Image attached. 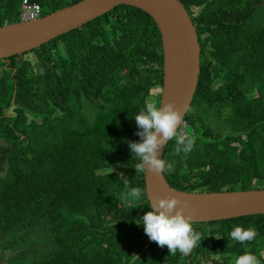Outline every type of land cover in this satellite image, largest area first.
<instances>
[{"label":"trees","instance_id":"trees-1","mask_svg":"<svg viewBox=\"0 0 264 264\" xmlns=\"http://www.w3.org/2000/svg\"><path fill=\"white\" fill-rule=\"evenodd\" d=\"M23 1L0 0V26L21 21ZM29 1L48 14L80 0ZM180 1L201 11V72L186 116L195 143L188 153H177L175 140L166 145L174 171L164 175L187 192L257 190L264 26L253 21L264 19V0ZM162 43L150 14L120 5L31 51L35 67L22 59L31 52L0 59V264H206L207 255L234 264L246 251L264 264V215L193 225L202 240L187 255L144 232L139 218L151 204L128 142L141 141L134 116L163 84ZM125 180L143 190L138 201L122 199ZM237 225L257 237L229 240Z\"/></svg>","mask_w":264,"mask_h":264},{"label":"water","instance_id":"water-1","mask_svg":"<svg viewBox=\"0 0 264 264\" xmlns=\"http://www.w3.org/2000/svg\"><path fill=\"white\" fill-rule=\"evenodd\" d=\"M120 5L146 11L157 23L163 41L165 75L161 103H175L182 114L181 126L198 86L201 47L189 11L179 0H82L46 17L6 24L0 27V59L10 62L12 56L37 50L53 38L82 27ZM164 153L162 146L158 158L164 159ZM144 176L151 206L158 199L170 196L187 201L184 214L193 218L192 223L264 214V191L186 192L173 187L164 173L145 172Z\"/></svg>","mask_w":264,"mask_h":264},{"label":"clouds","instance_id":"clouds-1","mask_svg":"<svg viewBox=\"0 0 264 264\" xmlns=\"http://www.w3.org/2000/svg\"><path fill=\"white\" fill-rule=\"evenodd\" d=\"M195 10L196 9L193 10L194 15L196 17L200 16L201 11L200 13L198 11V14L195 12ZM189 14L191 19H193L190 11ZM22 21L24 22L30 20ZM193 23L197 30L198 40L200 43L202 41H200L199 38L197 25L194 21ZM163 78L164 80L162 86L159 85L158 93H155L159 102H146L139 114L134 116L136 125L139 129H141V131L136 133L141 138V141H129L128 147L132 155L135 154V156L140 160V162L135 166L137 175L140 173L145 174V172H151L157 175L162 174L165 171L169 173L173 172L174 165L172 163L167 162L165 158H158L161 147L165 146L166 148V145H168L171 140H175L177 145L175 149L176 152L188 153L192 150L195 143L192 136L187 133V115L185 116V122L182 124L184 125V132L186 135H181V128L178 129L182 122V114L180 110L175 107V103L172 101L163 105L161 103L163 99L165 75H163ZM159 87L162 88V92L159 90ZM142 191L143 190L139 187H129V181L125 180V191L122 195V199L128 200L130 198L134 201H138L141 197ZM250 191H264V186H261L257 190ZM225 192H227V190ZM187 207V201H181L176 197L170 196L160 198L152 204L150 211L145 213L143 217L139 218L142 221L144 232L149 237V239L156 242L160 247L167 246L171 255H175L177 252L187 255L193 250L194 247L200 244V241L202 240L200 233L194 231L193 229V225H197V223H192L193 218L184 214V209ZM258 215L264 214H246L241 217ZM257 235L258 232L254 227L244 228L243 226L237 225L230 231L228 238L231 241H236L243 244L247 241L254 240ZM234 264H260V260L253 253L246 251L235 258Z\"/></svg>","mask_w":264,"mask_h":264},{"label":"rangeland","instance_id":"rangeland-1","mask_svg":"<svg viewBox=\"0 0 264 264\" xmlns=\"http://www.w3.org/2000/svg\"><path fill=\"white\" fill-rule=\"evenodd\" d=\"M181 3H182V1H181ZM183 4V3H182ZM186 7V6H185ZM49 10V8L47 7V5H45V7H44V9H43V14L41 15V16H44V15H47L46 13H47V11ZM189 11H190V13H191V16L193 17V21L195 22V23H197L198 22V18L195 16V15H193L192 13H193V8H191V9H188ZM198 11H199V8H196V10H195V12L196 13H198ZM261 11H264V7L263 8H261ZM253 24L255 25V26H258V27H263L264 26V19L262 18V16H261V14L259 13L257 16H255V18H254V21H253ZM23 55H25V54H23ZM34 52H31V53H28V54H26L25 56H23L22 57V59H24L25 61H28V63L32 66V67H35V65H36V60L34 59ZM22 56V55H21ZM159 90L162 92V88H160L159 87ZM156 98H157V96H156V94H155V92L153 91V93H152V96H151V98H150V100L152 101V102H155V100H156ZM14 100V99H13ZM13 100H12V102H13ZM13 108H16V106H15V104L14 105H12L11 106V108H6L7 110H9L8 111V114L10 115L11 113H12V111H13ZM60 112V111H59ZM205 115V114H204ZM211 122H213V117L211 116ZM32 119H30V121H31ZM87 126V125H86ZM214 126V124H212V127ZM181 129H180V134L181 135H186L185 134V132H184V125H181V127H180ZM212 129H215V128H212ZM16 130L20 133V134H22V136H29V134L30 133H35V139L39 136V134H40V130L39 129H35V128H33V127H18V128H16ZM32 143H33V141H32ZM263 186H264V184H263ZM229 189H232L231 187H229ZM226 190H224V191H221V192H225ZM246 192H248V191H246ZM207 256H209V257H211L210 259H209V261L206 263V264H222V262L221 261H219V262H215V259H216V257H214L213 255H207ZM263 256H264V254H263Z\"/></svg>","mask_w":264,"mask_h":264},{"label":"built area","instance_id":"built-area-1","mask_svg":"<svg viewBox=\"0 0 264 264\" xmlns=\"http://www.w3.org/2000/svg\"><path fill=\"white\" fill-rule=\"evenodd\" d=\"M23 18L25 20L35 19L41 11L40 6L36 4H31L28 0L23 1L22 5Z\"/></svg>","mask_w":264,"mask_h":264},{"label":"crops","instance_id":"crops-1","mask_svg":"<svg viewBox=\"0 0 264 264\" xmlns=\"http://www.w3.org/2000/svg\"><path fill=\"white\" fill-rule=\"evenodd\" d=\"M29 1V0H28ZM82 0H80V1H77L76 3H79V2H81ZM30 2V1H29ZM31 3V2H30ZM76 3H74V4H76ZM31 4H36V5H38V6H40L39 5V3H31ZM74 4H72V5H74ZM22 5H23V2H22ZM72 5H70V6H67V7H64L63 9H65V8H68V7H71ZM40 8H41V11H40V13L38 14V16L35 18V19H33V20H36V19H38V18H41V17H46V16H48V15H52L53 13H55V12H57V11H59V10H56V11H54V12H51V13H48L47 15H44V16H41L43 13H42V7L40 6ZM21 21L22 20H25L24 18H23V11H22V6H21ZM60 10H62V9H60ZM112 10V9H111ZM109 11V10H108ZM107 11V12H108ZM18 23V22H17ZM5 26V25H4ZM0 27H2V26H0ZM50 42V41H49ZM48 43V42H47ZM163 44V43H162ZM164 173V172H163ZM166 179H168V178H166Z\"/></svg>","mask_w":264,"mask_h":264}]
</instances>
